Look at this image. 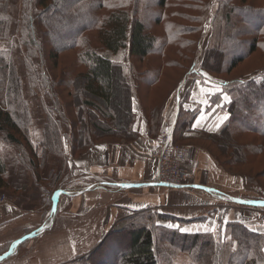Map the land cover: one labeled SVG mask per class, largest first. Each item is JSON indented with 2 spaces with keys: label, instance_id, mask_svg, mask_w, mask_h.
Segmentation results:
<instances>
[{
  "label": "trees",
  "instance_id": "obj_1",
  "mask_svg": "<svg viewBox=\"0 0 264 264\" xmlns=\"http://www.w3.org/2000/svg\"><path fill=\"white\" fill-rule=\"evenodd\" d=\"M11 1L0 0V41L7 44L0 49V141L15 147V163L30 172L41 190L44 215L52 208L51 196L64 190L61 179L66 174L51 171L43 176L48 157L72 160L98 144L135 139L137 112L149 136L158 133L171 93L164 98L157 89L166 70L184 67L166 57L173 50L190 62L208 20L210 34L201 66L194 64L186 73L196 68L201 73L195 74L208 77L206 82L219 81L220 94L230 102L223 109L228 119L199 145L264 199V65L248 78L245 70L235 73L251 65L258 53L264 57V0H157L160 15L152 21L154 31L147 29L143 0H21L15 23ZM195 32L197 39L191 40ZM69 54V64L62 66ZM155 54L166 56L156 67L151 64ZM26 91L31 100L42 97L36 100L43 120L41 156L30 136L34 108ZM193 117L194 113L179 116L175 143L191 129ZM19 190L27 188L11 187L0 157V193L14 195ZM123 210L128 215L87 255L67 264H176L180 256L191 264H235L238 257L241 263L257 259L254 251L264 245L263 234L240 223L226 224L217 235L197 233L181 229L201 219ZM8 250L9 245L0 248V257Z\"/></svg>",
  "mask_w": 264,
  "mask_h": 264
},
{
  "label": "crops",
  "instance_id": "obj_2",
  "mask_svg": "<svg viewBox=\"0 0 264 264\" xmlns=\"http://www.w3.org/2000/svg\"><path fill=\"white\" fill-rule=\"evenodd\" d=\"M195 73L201 71L191 69L190 74ZM199 77L182 80L178 99L170 100L163 109L160 126L174 129L181 114L194 113L191 129L184 131L180 138L188 151L185 167L193 176L195 187L171 189L153 182L155 166L150 155L156 137L149 136L146 123L137 112L133 124L135 139L101 143L72 160L68 156L58 160L48 158L49 167L44 170V176L51 171L65 172L62 182L75 181L71 188L74 192L69 193L67 189V193L58 195L55 212L52 210L48 218L43 220L32 211L39 196L32 183H29L31 191L26 199L28 205L17 200L0 206V246L11 243L10 254L1 264L13 255L19 257L15 260L24 261L26 248L37 236L36 264L72 261L79 252L92 249L103 239L123 216V209L157 211L187 220L201 219L188 227L189 232L220 234L226 224L240 223L264 235V201L256 199L258 203H245L240 200L258 196L243 178L224 171L199 145L206 134L216 132L223 125L225 121H219L226 114L223 109L228 103L224 100L226 95L220 94L219 86L201 81ZM217 96L218 101H213ZM37 152L41 155V148ZM10 169V182L16 188L28 185L29 175L23 167L11 166ZM82 174L87 177L75 179ZM55 214L57 226L52 231L50 222ZM205 226L209 230L206 231ZM213 228L215 231L211 230Z\"/></svg>",
  "mask_w": 264,
  "mask_h": 264
},
{
  "label": "rangeland",
  "instance_id": "obj_3",
  "mask_svg": "<svg viewBox=\"0 0 264 264\" xmlns=\"http://www.w3.org/2000/svg\"><path fill=\"white\" fill-rule=\"evenodd\" d=\"M20 1L21 0H12L11 1V4L13 6V16L12 17H13V22L14 23L16 21L15 18H17V15H18V9L17 8L19 6H17V5H19L18 2L20 3ZM140 1H142V0H140ZM169 1L170 0H168V3H169ZM143 3H144V10L143 11L146 14L149 15V17L147 19V20H149V22H148L149 25H147L148 26L147 29H149L151 31H154L155 30V24H153L152 21L154 19H156L157 17H159V15H160L158 10L155 9V3H157V0H143ZM185 23H186V25H188L187 22H185ZM174 25H175L174 23L172 24V26L170 24L171 30L174 29ZM206 26H208V29H207ZM209 34H210V29H209V20H208V22H206V24L204 25L203 29H201V32H199V38H198L199 45H198L197 53H196V55H194L195 57L193 56L192 58H188L189 61L192 63V65H191L190 62L184 61V59L182 60V59L178 58L176 55H174L173 54V50L169 51L170 52V56L169 57H166L165 55L157 56V54L152 56L151 64H155L154 67H156L157 63L160 62L161 58H163V57H166L167 59L171 60L170 63H176L177 64L176 66H180V67L184 66V67H182L183 70H179V69H177L175 67H172V69H168V70L165 71L166 74H164V76H163V78H162V80L160 82L159 88L157 89V91L159 89L162 90L158 94H160L164 98H165L166 94L171 93L169 98H167V101H166V103L164 105V108L166 107L167 103L170 100L178 99L177 98V94L179 92V87H180L183 79H187L188 77L190 79L191 78L193 79L195 76H200V75H195V74H193V75L189 74V72L191 71V68H190V71L188 73H186V71H188L189 67L193 66L194 64L198 65V67L201 66V63H202V60H203V57H204V52H205V49L207 47V43H208L207 41L209 39ZM197 35L198 34L196 32L193 35H191V40L197 39L196 38ZM184 37H185V39H187L189 41V39H188L189 36L188 35L184 36ZM168 43L169 44H175L174 42H171V41H169ZM6 48H7V44L5 42H3V41H0V49H6ZM230 54L232 55L233 53L231 52V53H229V55ZM66 58L67 59L61 61L62 66H67L69 64V61L71 60L72 55L69 54V55L66 56ZM17 63L20 64V60H18ZM263 65H264V57L261 54L258 53L257 57L252 61L251 65H248V63H247L244 66H242L241 69L236 70L235 73H236V75H238L239 72H241L242 70H245V72L243 71V74H245V78H248L249 76L254 75V73L256 74V72L258 71L256 69H260ZM250 66H251V68H249ZM19 71L21 73V66L20 65H19ZM185 73H186V75H185ZM205 76L206 75H201L199 77V79L201 81L208 80V78H206L207 76L206 77ZM193 80H195V79H193ZM209 81H210V79H209ZM218 82L219 81H215L214 80L215 84H217ZM40 91H41V95L43 97V95H45V85L43 83L40 84ZM26 97H27L29 103L34 108V113H33V109H32V121L33 122H32V126L30 128L31 140H32V142L34 143L35 146L39 147V150H40L39 144H40L41 139H42L43 120L40 121L41 117L38 114L39 113V106H38V103H37L36 100H41L42 97L41 98H37L36 97L37 98L36 100L35 99L31 100V97L27 94V91H26ZM32 106H31V108H32ZM138 114H139L140 117H142L141 113L138 112ZM163 129H164L163 127L160 128L158 133L154 136V137H156V141L159 138L160 133H161V131ZM173 141L175 143L174 130H173ZM175 144L183 147V145L181 143L177 142ZM38 155L41 156L40 154H38ZM0 157L2 158V161L6 164V168H7V172H8V176H9V171L11 170L10 167L11 166H18V165L13 164V162H15V158H16V149H15V147L7 145L3 141H0ZM48 158H54V159L58 160L57 157H48ZM48 158H47V160H48ZM18 167H20V166H18ZM47 167H49L48 164L45 165V168H44L45 171L47 170ZM17 169H20V168H17ZM23 169L27 172V175H29V181L28 182L26 181V183L28 185L22 186V187H26L27 190L26 191L19 190L14 195H12V194H10L8 192H1L0 193V206H3V204H5L6 202L9 203V202L17 201V200H22V201H24L23 203L25 205H28L29 203L26 201V199L29 197L28 193L31 191L29 189V183H32V187L37 188L38 189L37 191L39 192L38 199H36V201H34V203H33L34 209L32 211H33L34 214L41 215L42 219L44 220V219L48 218L49 213H51L52 210H53V201H52L53 195L51 196V199H50L51 203H52V208L50 209V211L46 215H44L43 212L41 211L42 210L41 198H42L43 194H42L41 190L34 184L32 178H31L30 172L25 167H23ZM41 172L44 173V170L41 171ZM43 176H44V174H43ZM86 177H87V175L82 174L78 178H75V179L83 180ZM74 182L75 181H73V182H62L61 181V183L65 184V187L63 189H66V191H68L69 189H71L73 187V183ZM153 182H154V180H153ZM9 183H10L11 187L16 188L10 182V176H9ZM22 187H19L17 189H21ZM253 188H255V187H251V189L253 190V194L258 196L255 199H259V200H263L264 201V199L261 197L262 193L259 192L258 190H256V188L255 189H253ZM46 198L48 199V196H46ZM255 199L248 198V197L247 198H244V197L240 198V200H242L245 203L246 202H250L251 200H255ZM26 212H29V210H27ZM29 213H31V212H29ZM123 215H128V214L124 213ZM55 218H56V214L54 215L53 224L51 226V230L52 231H54L56 226H57ZM38 237L39 236H37L34 239H32L33 240L32 242L28 241V243L31 242V244H30L29 247L26 248L27 250L24 249V250H26L24 252V258H22V260H24V261L15 260V258L19 259V257H17L16 255H13V256H10L8 258L9 260L6 259L5 261H7V262H5L4 264H8V263L9 264H36V263H38V261L36 262L37 259H36V255H35V248H36V246H37V244L39 242L38 239H37ZM225 240H229V237H225ZM28 243L26 242V244H28ZM8 245H9V250H11V243H7L5 245H1L0 248H3V247L8 246ZM92 249H90V250H92ZM90 250H85V251L79 252L73 258V260L79 259L80 257H83V256L87 255L88 252H90ZM254 254H255V257L257 259H250L249 258V259H246L244 261V263H241L242 257H238L236 259V263L235 264H264V245L261 248V251H260V249H259V251L255 250ZM209 261H210V259H208V262ZM2 262H4V261H0V264ZM69 262H71V261H69ZM69 262H67V263H69ZM67 263H63V264H67ZM58 264H60V263H58ZM176 264H191V263L189 262V260L185 256H180L179 259L177 260Z\"/></svg>",
  "mask_w": 264,
  "mask_h": 264
},
{
  "label": "built area",
  "instance_id": "obj_4",
  "mask_svg": "<svg viewBox=\"0 0 264 264\" xmlns=\"http://www.w3.org/2000/svg\"><path fill=\"white\" fill-rule=\"evenodd\" d=\"M173 127L164 128L150 155L154 166V183L171 189L193 188V176L186 170L188 160L186 148L173 141ZM74 190L69 189V193Z\"/></svg>",
  "mask_w": 264,
  "mask_h": 264
},
{
  "label": "water",
  "instance_id": "obj_5",
  "mask_svg": "<svg viewBox=\"0 0 264 264\" xmlns=\"http://www.w3.org/2000/svg\"><path fill=\"white\" fill-rule=\"evenodd\" d=\"M61 193H67V191L63 190V191H57L53 197H52V201H53V212H55V203L57 202V198H58V195H60ZM53 219L54 217L52 218L51 222H50V227L52 226L53 224ZM49 229V228H48ZM46 230V229H44ZM10 254V252L6 253L5 255L1 256L0 257V261H2L6 256H8Z\"/></svg>",
  "mask_w": 264,
  "mask_h": 264
},
{
  "label": "snow or ice",
  "instance_id": "obj_6",
  "mask_svg": "<svg viewBox=\"0 0 264 264\" xmlns=\"http://www.w3.org/2000/svg\"><path fill=\"white\" fill-rule=\"evenodd\" d=\"M224 100L226 101V102H230L229 101V98L227 97V96H225L224 97ZM228 119V116H227V114H225L222 118H220V123H223L225 120H227ZM198 124H199V121L197 122ZM219 125H217V127H218ZM52 213H49V215H51ZM225 223H227V221H225ZM168 227H173L172 225H168ZM205 230L207 231V230H209L206 226H205ZM212 231H215V228H213V229H211ZM181 231H189L188 229H181Z\"/></svg>",
  "mask_w": 264,
  "mask_h": 264
}]
</instances>
